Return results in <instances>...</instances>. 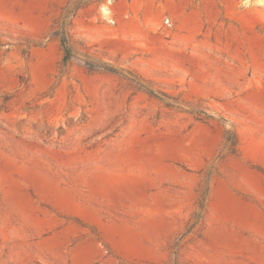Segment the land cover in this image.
<instances>
[{
  "label": "rangeland",
  "instance_id": "obj_1",
  "mask_svg": "<svg viewBox=\"0 0 264 264\" xmlns=\"http://www.w3.org/2000/svg\"><path fill=\"white\" fill-rule=\"evenodd\" d=\"M0 264H264V0H0Z\"/></svg>",
  "mask_w": 264,
  "mask_h": 264
},
{
  "label": "trees",
  "instance_id": "obj_2",
  "mask_svg": "<svg viewBox=\"0 0 264 264\" xmlns=\"http://www.w3.org/2000/svg\"><path fill=\"white\" fill-rule=\"evenodd\" d=\"M60 45H61L63 52H64L63 61H67L70 58V50H69V47L67 45V40L62 33L60 34Z\"/></svg>",
  "mask_w": 264,
  "mask_h": 264
}]
</instances>
